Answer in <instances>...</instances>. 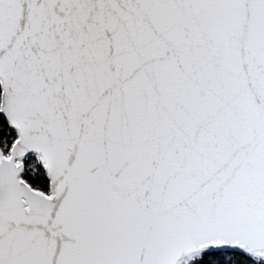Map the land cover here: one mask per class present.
Returning <instances> with one entry per match:
<instances>
[{
	"label": "snow or ice",
	"instance_id": "obj_1",
	"mask_svg": "<svg viewBox=\"0 0 264 264\" xmlns=\"http://www.w3.org/2000/svg\"><path fill=\"white\" fill-rule=\"evenodd\" d=\"M0 264H264V0H0Z\"/></svg>",
	"mask_w": 264,
	"mask_h": 264
}]
</instances>
